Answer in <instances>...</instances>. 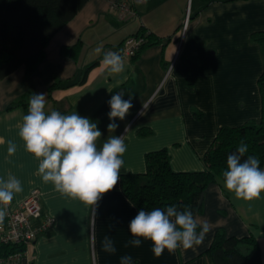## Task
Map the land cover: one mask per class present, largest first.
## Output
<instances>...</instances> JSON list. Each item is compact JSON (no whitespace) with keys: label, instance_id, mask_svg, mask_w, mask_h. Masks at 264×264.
<instances>
[{"label":"crops","instance_id":"crops-1","mask_svg":"<svg viewBox=\"0 0 264 264\" xmlns=\"http://www.w3.org/2000/svg\"><path fill=\"white\" fill-rule=\"evenodd\" d=\"M114 1L87 0L49 38L32 73L21 65L0 79V178L11 174L21 181L23 191L12 203L36 189L42 212L53 218L32 243L18 245V258L0 255V264H120L125 255L133 264H210L206 249L218 228L238 238L253 236L264 264V192L245 201L228 192L222 179L208 183L194 215L211 225L202 244L171 254L165 249L156 257L151 241L125 247L133 239L128 225L139 210L123 193L120 179L93 209L61 195L37 174L39 160L19 137L18 125L27 111L14 103L24 94H46V113L76 112L96 123L102 133L98 147L108 136L123 135L120 175L143 173L146 154L162 148L173 170H203L204 153L221 127L250 120L264 125L258 83L264 73V0H193L192 10L191 0H132L135 13L126 18L112 8ZM140 31L150 34L151 43L133 57L122 55L124 38ZM253 33L262 36L256 39ZM74 45L73 53L62 49ZM98 46L100 54L94 51ZM109 50L123 57L124 73L110 75L102 64ZM116 93L131 99L133 107L109 132L108 101ZM9 141L16 145L11 155ZM106 235L114 241V254L101 248Z\"/></svg>","mask_w":264,"mask_h":264},{"label":"clouds","instance_id":"clouds-1","mask_svg":"<svg viewBox=\"0 0 264 264\" xmlns=\"http://www.w3.org/2000/svg\"><path fill=\"white\" fill-rule=\"evenodd\" d=\"M94 51L100 54L102 48L98 46ZM102 64L110 75H120L126 70L121 54L111 50L104 52ZM108 104L111 122L107 128L114 132L118 127L115 120H124L133 105L131 99H123L121 93L113 94ZM45 109L46 94L29 97L27 114L18 125L25 150L39 160L37 174L43 182L52 183L61 195L78 199L94 209L120 179L122 157L126 152L124 136H108L98 147L102 133L96 123L76 112L65 115L57 110L46 113ZM8 144L9 155L14 154L15 143L9 141ZM247 151V144L241 141L236 151L228 155L222 182L235 198L252 201L264 192V169L256 156L243 158ZM22 191L21 181L14 175L0 178V205L3 206L0 207V225L14 195ZM210 228V223L197 219L189 207L183 210L175 205L151 210L141 208L128 225L133 239L127 241L125 247L138 248L142 240L151 241L152 252L159 257L165 249L171 254L178 248L187 250L201 245ZM101 248L110 254L116 252L114 241L107 235L101 241ZM120 264H133L132 257L122 256Z\"/></svg>","mask_w":264,"mask_h":264},{"label":"trees","instance_id":"trees-1","mask_svg":"<svg viewBox=\"0 0 264 264\" xmlns=\"http://www.w3.org/2000/svg\"><path fill=\"white\" fill-rule=\"evenodd\" d=\"M86 1L0 0V79L21 65L27 74L32 73L43 58L49 38L72 19ZM201 1L207 4L212 0ZM192 5L193 0L191 10ZM192 16L190 13L189 18ZM138 33L145 37L140 51L151 42L149 33ZM252 36L258 39L262 35L253 33ZM75 48L74 45L62 49L73 53ZM88 69L86 67L83 76ZM258 83L264 95V73ZM54 86L50 85V92ZM29 97L24 94L14 104H22L27 111ZM241 141L248 146L243 158L256 156L260 160V167H264V125L250 120L219 129L214 142L204 153L206 167L203 170H173L169 155L162 148L146 154V169L143 173L121 174L120 187L138 210L175 205L180 210L189 207L195 215L201 210L204 189L208 183L222 179V172L227 170V157L236 151ZM20 249L18 245L4 244L0 247V255L7 256ZM206 254L210 264H262L260 247L253 236L238 238L227 235L223 228L216 229Z\"/></svg>","mask_w":264,"mask_h":264},{"label":"built area","instance_id":"built-area-1","mask_svg":"<svg viewBox=\"0 0 264 264\" xmlns=\"http://www.w3.org/2000/svg\"><path fill=\"white\" fill-rule=\"evenodd\" d=\"M118 11L121 18L132 16V0H117L111 4ZM187 25V17L183 24V31ZM145 37L141 33H134L124 38L120 53L126 57L134 56L144 44ZM0 207H3L0 205ZM39 220L38 223H35ZM53 224V218L42 212L39 203V193L32 190L26 197L7 206V214L0 225V247L4 244L24 245L32 243L37 235ZM21 251H15L5 257L13 260L20 256Z\"/></svg>","mask_w":264,"mask_h":264},{"label":"water","instance_id":"water-1","mask_svg":"<svg viewBox=\"0 0 264 264\" xmlns=\"http://www.w3.org/2000/svg\"><path fill=\"white\" fill-rule=\"evenodd\" d=\"M189 5H190V1L188 2V7H187L188 9H189Z\"/></svg>","mask_w":264,"mask_h":264},{"label":"rangeland","instance_id":"rangeland-1","mask_svg":"<svg viewBox=\"0 0 264 264\" xmlns=\"http://www.w3.org/2000/svg\"><path fill=\"white\" fill-rule=\"evenodd\" d=\"M191 13V12H190Z\"/></svg>","mask_w":264,"mask_h":264}]
</instances>
